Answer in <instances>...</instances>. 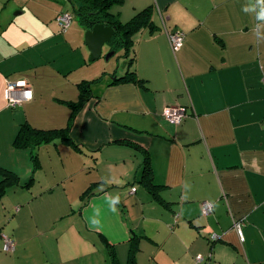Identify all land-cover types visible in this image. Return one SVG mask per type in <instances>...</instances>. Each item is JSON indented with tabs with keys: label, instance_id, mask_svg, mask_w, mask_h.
I'll use <instances>...</instances> for the list:
<instances>
[{
	"label": "crops",
	"instance_id": "obj_1",
	"mask_svg": "<svg viewBox=\"0 0 264 264\" xmlns=\"http://www.w3.org/2000/svg\"><path fill=\"white\" fill-rule=\"evenodd\" d=\"M10 1L19 12L0 26V167L20 180L0 197V234L15 243L6 252L0 236V264H111V250L119 264L131 255L137 264L209 255L264 264V0H115L110 12L123 23L151 8V27L129 58L115 52L123 66L95 74L83 71L97 61L88 25L76 18L73 28V18L64 33L57 23L70 0H42L46 9ZM9 4L0 0V16ZM166 31L185 35L176 52ZM128 72L136 82L115 81ZM19 79L33 99L13 109L5 88ZM85 82L91 90L69 131L81 151L65 140L15 147L22 124L66 129ZM171 106L188 117L167 121ZM147 159L156 195L142 182Z\"/></svg>",
	"mask_w": 264,
	"mask_h": 264
},
{
	"label": "trees",
	"instance_id": "obj_2",
	"mask_svg": "<svg viewBox=\"0 0 264 264\" xmlns=\"http://www.w3.org/2000/svg\"><path fill=\"white\" fill-rule=\"evenodd\" d=\"M71 10L75 17L79 18L83 24L88 25V28L91 29L96 24H105L115 28V37L110 42V50L114 52L124 51V58H129V52L134 45V37L136 34L144 28L151 27V17L153 12L151 8L145 9L138 13L133 19L127 23H123L117 15H114L110 12L111 7L115 4V0H70ZM57 20V19H56ZM58 23V22H57ZM59 25V24H58ZM60 27V26H59ZM131 64V62H130ZM128 76L122 78H116V82H136V72L127 74ZM95 82V81H94ZM81 93V100L78 103H74L73 106L74 112L71 117V123L66 129H55V130H41L34 128L33 126L25 123L22 124L18 135L15 139V147L32 149L36 146H39L43 143H51L57 140H65L70 146H73L76 150L81 151L82 149L76 145L71 137L69 136V131L72 126V120L78 110L84 105V102L87 99L88 92L91 90V82H85ZM14 109V108H13ZM33 159L37 162L36 156L33 155ZM37 166V165H36ZM0 175L2 176L0 182V197L5 195L11 188L19 184V177L12 171L6 170L0 167ZM142 182L151 190L153 194L156 195L157 188L153 182V173L150 166V161H146L145 168L143 169V179ZM94 185V184H93ZM91 186L87 191L85 196L90 195L93 192L94 186ZM240 221V220H237ZM244 228V221H240ZM234 228V225H233ZM1 233L0 236L2 237ZM218 236L217 234H212L208 238L210 244H214L217 240H213V236ZM7 236V235H6ZM3 239V238H2ZM245 240V238H244ZM4 248V247H3ZM200 257V256H198ZM196 257V258H198ZM111 264H119L117 260V255L115 250L110 251ZM205 261L201 262L202 264H208L209 262L217 263L212 259V256L209 255L208 258L204 257ZM199 263V264H201ZM128 264H137L135 260V255H131L129 258ZM219 264V263H217Z\"/></svg>",
	"mask_w": 264,
	"mask_h": 264
},
{
	"label": "built area",
	"instance_id": "obj_3",
	"mask_svg": "<svg viewBox=\"0 0 264 264\" xmlns=\"http://www.w3.org/2000/svg\"><path fill=\"white\" fill-rule=\"evenodd\" d=\"M261 1V0H257ZM73 14L70 12H63L57 17V22L60 26V29L65 33L70 28V25L73 21ZM167 32V36L170 42V46L173 50V52H176L179 50L182 45L185 42V35L182 32L174 31V32ZM5 99L8 102V105L11 108H17L21 106L22 104L29 102L33 99V91L29 83L24 79H19L15 81H8L7 86L5 88ZM164 118L171 122L172 124H180L182 123L187 117V112L184 107H178V106H171L168 107L164 113ZM136 191V188L132 189V193ZM213 212V206L210 203H205L203 205V214L204 215H210ZM234 229L239 235V238L241 241H244L243 237V225L240 221L234 222ZM4 240V250L6 252H13L15 250V243L13 240L6 236H2ZM218 236H213V240H217ZM204 257H198L197 262L201 263L204 262ZM208 264H217L209 262Z\"/></svg>",
	"mask_w": 264,
	"mask_h": 264
},
{
	"label": "rangeland",
	"instance_id": "obj_4",
	"mask_svg": "<svg viewBox=\"0 0 264 264\" xmlns=\"http://www.w3.org/2000/svg\"><path fill=\"white\" fill-rule=\"evenodd\" d=\"M8 2V0L6 1V0H4V3L6 4ZM9 5H8V10L5 12V13H3V15H1L0 16V26L1 25H3V24H6V23H8L10 20H12L14 17L15 18H17V16H16V14H17V12H19V10H15V9H13V6H15V3L16 2H14V1H10L9 0ZM43 4V5H42ZM49 4H51L50 2H47V1H40L39 2V5H42L45 9H46V5H49ZM77 17H75L74 16V25H73V28L74 27H76V26H78V27H80L79 26V24H78V20L76 19ZM72 28V29H73ZM85 37H86V33H85ZM105 50H104V54L105 55H103L102 56V58L100 59V60H97L96 62H90L91 64V68L89 67V68H84V70L83 71H86V72H88V74L89 73H94L95 74V72H97V71H95L94 69L96 68V67H99V66H101V65H104V66H106L107 67V69H105V70H107V72H111V70H114V69H118V67H119V65H121L122 64V66H123V62L124 61H126L125 59H123V57H122V55H121V52L120 53H118V54H116V55H114V56H112V57H110V59L109 60H106V56L107 55H109L111 52H109V50H108V47L106 46L105 48H104ZM89 59L91 60V55H90V57H89ZM98 62H100L101 64H96L97 66H92L93 64H95V63H98ZM106 72V71H105ZM103 75V74H102ZM89 76V75H88ZM93 76V75H92ZM90 77H91V75H90ZM92 78H94V77H92Z\"/></svg>",
	"mask_w": 264,
	"mask_h": 264
},
{
	"label": "water",
	"instance_id": "obj_5",
	"mask_svg": "<svg viewBox=\"0 0 264 264\" xmlns=\"http://www.w3.org/2000/svg\"><path fill=\"white\" fill-rule=\"evenodd\" d=\"M115 28L112 26H106L105 24H96L86 33V45L91 52V60H100L103 56L104 47L109 44L115 36ZM115 52L111 51L106 56V60L114 56Z\"/></svg>",
	"mask_w": 264,
	"mask_h": 264
}]
</instances>
